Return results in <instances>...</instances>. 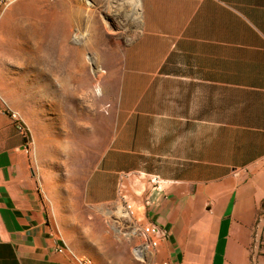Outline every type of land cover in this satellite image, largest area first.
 Segmentation results:
<instances>
[{
    "label": "rangeland",
    "instance_id": "374dc122",
    "mask_svg": "<svg viewBox=\"0 0 264 264\" xmlns=\"http://www.w3.org/2000/svg\"><path fill=\"white\" fill-rule=\"evenodd\" d=\"M126 3L7 0L6 12L20 16L0 22V105L21 120L54 227L98 264H138L114 222L121 196L135 205L142 188L159 186L167 201L178 200L184 180H212L226 156L225 130H216L212 143L204 128L199 147L194 130L180 127L188 98L178 81L163 76L162 67L160 74L136 68L142 2L132 16ZM57 13L58 31L38 30L42 17ZM47 32L57 33L58 70L50 68L56 61L34 56L38 44L48 42L38 34ZM62 66L74 69V80L66 79ZM99 163L88 192L87 179ZM154 177L160 182H151ZM106 237L117 247L108 251Z\"/></svg>",
    "mask_w": 264,
    "mask_h": 264
},
{
    "label": "crops",
    "instance_id": "0c3cea01",
    "mask_svg": "<svg viewBox=\"0 0 264 264\" xmlns=\"http://www.w3.org/2000/svg\"><path fill=\"white\" fill-rule=\"evenodd\" d=\"M6 1L0 0L2 24L20 16L6 12ZM141 2L136 68L160 74L162 67L163 76L179 82L188 98L180 127L194 130L195 145L201 147L204 128L212 143L216 130L227 132L215 178L184 180L178 200L156 193L146 209L145 220L170 233L160 256L174 264H264V0ZM38 23V30L56 32L58 13ZM51 64L59 69L58 61ZM61 68L74 80V69ZM27 143L26 132L0 105V264H70L65 252L56 251L62 242L40 198V173L37 178ZM99 167L87 179L88 192ZM105 241L108 251L117 247L109 237Z\"/></svg>",
    "mask_w": 264,
    "mask_h": 264
},
{
    "label": "built area",
    "instance_id": "2783aa9c",
    "mask_svg": "<svg viewBox=\"0 0 264 264\" xmlns=\"http://www.w3.org/2000/svg\"><path fill=\"white\" fill-rule=\"evenodd\" d=\"M10 116L16 128L25 135V130L20 118L15 112H10ZM27 154H30V142L24 148ZM154 177L151 182L155 181ZM152 191H144L139 194L140 201L133 204L126 200L125 195L121 196L123 201L118 212V217L114 221L117 224L119 239H127L130 243V256L138 264H174L170 258L160 256V245L162 241L169 238V231L157 222L145 220V211L148 207L156 203V193L161 191L159 186L151 187ZM141 211V215L139 212ZM55 234L62 242L57 248V252H65L70 258V264H96L95 261L86 256L77 254L68 244L65 243L62 234L57 227H54Z\"/></svg>",
    "mask_w": 264,
    "mask_h": 264
},
{
    "label": "bare ground",
    "instance_id": "6f19581e",
    "mask_svg": "<svg viewBox=\"0 0 264 264\" xmlns=\"http://www.w3.org/2000/svg\"><path fill=\"white\" fill-rule=\"evenodd\" d=\"M126 2V1H125ZM127 10H128V15L132 16V14L135 12V10L139 9L141 6V0H127ZM55 34V35H54ZM57 35V33H51V36L47 33H40L38 34V37L41 36L44 38V40H48L47 43L38 45V47H36V49L33 50V52H35V50L38 51L37 55H34L35 57H40L38 59L41 60H47V59H52L53 61H60V57H59V51H58V46L55 45V40L54 37ZM78 57H76V59H79L80 57V53L79 51H77ZM50 57V58H49ZM69 57V56H68ZM63 60L65 61H70V58H67V56H63ZM77 64H81L78 63Z\"/></svg>",
    "mask_w": 264,
    "mask_h": 264
}]
</instances>
